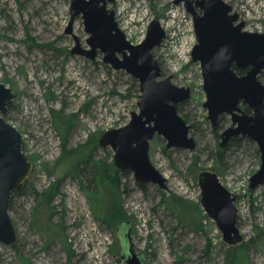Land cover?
Returning a JSON list of instances; mask_svg holds the SVG:
<instances>
[{"label":"rangeland","instance_id":"obj_1","mask_svg":"<svg viewBox=\"0 0 264 264\" xmlns=\"http://www.w3.org/2000/svg\"><path fill=\"white\" fill-rule=\"evenodd\" d=\"M225 1L246 30L264 32V0ZM108 8L134 44L145 38L153 19L159 20L166 35L152 54L161 78L171 76L173 84L191 90L177 106L196 146L167 148L160 135L150 140V161L166 177L167 190L150 182L142 183V189L131 171L119 174L113 150L101 147L99 138L127 124L131 112L138 111V81L104 63L101 53L95 59L69 53L74 45L65 32L69 0H0V81L13 92L4 117L21 133L22 151L33 164L25 180L28 189L15 195L9 208L15 239L10 246L0 242V264H122L116 235L122 220L131 222L133 242L146 264H228L229 245L201 206L197 175L202 170L215 172L236 195V225L241 243L248 245L247 263L264 264V183L249 190L250 176L260 166L259 149L253 140L242 139L228 142L222 157L217 154L219 133L231 120L222 114L215 130L207 118L200 64L191 58L192 16L175 0H115ZM72 29L88 48L80 14ZM260 80L264 83V70ZM60 117L63 134L56 126ZM89 156L101 167V211L93 209L70 167ZM118 175L116 186L111 178ZM57 179L53 199L38 203L36 194ZM170 193L196 205L197 230L167 210L163 198Z\"/></svg>","mask_w":264,"mask_h":264},{"label":"water","instance_id":"obj_2","mask_svg":"<svg viewBox=\"0 0 264 264\" xmlns=\"http://www.w3.org/2000/svg\"><path fill=\"white\" fill-rule=\"evenodd\" d=\"M69 1L71 17L65 32L74 39L69 53L89 59L101 53L104 63L124 70L139 83L138 111L131 112L124 126L106 130L99 145L110 147L115 166L129 169L137 183L150 182L159 190H167L166 177L150 161V140L160 135L167 148L189 150L195 148L196 142L190 135V124L177 109L179 103L189 98L191 90L173 84L171 76L161 78L158 60L152 54V49L166 35L164 29L158 19H153L145 38L134 44L118 27L115 11L108 8L115 0ZM175 3H183L192 16L195 43L191 58L200 64L207 118L216 128L219 116H230V125L219 133V146L225 148L236 136H246L258 146L260 166L249 179V190H253L264 183V83L258 77L264 70V32L244 30V21L237 22L239 14L225 0H175ZM78 14L88 33V48L82 47L73 33L72 24ZM236 69L246 71L238 75ZM12 99V90L0 81V242L9 246L15 239L9 198L33 168L22 151L21 133L4 117ZM241 104L251 112L245 113ZM197 181L201 206L215 221L223 241L228 245L241 243L243 236L236 225V195L213 171H200ZM116 235L122 264H146L142 253L136 250L129 221L118 223Z\"/></svg>","mask_w":264,"mask_h":264},{"label":"trees","instance_id":"obj_3","mask_svg":"<svg viewBox=\"0 0 264 264\" xmlns=\"http://www.w3.org/2000/svg\"><path fill=\"white\" fill-rule=\"evenodd\" d=\"M242 70H239L238 73H241ZM242 108L244 109L245 112L249 113L250 110L249 108H247L246 106H242ZM178 112H180L179 106H177ZM58 122L56 124V126L58 127V130L60 132H62V134L64 133V119L57 118ZM63 122V123H62ZM220 126V119H219V125L215 128V130L219 128ZM242 139H248L245 136H236L233 137L229 143L230 144H237L239 143ZM65 145V142L63 141V146ZM227 148H221V147H217V154L222 157L225 152H226ZM74 164V163H73ZM71 163V168L72 171H74L79 179H80V185L82 187V189L85 191L86 195L88 196L90 202H91V206L93 207V209H96V207L101 211V203H102V198L100 197V193L98 191V183H97V173L98 171H100L101 167L99 165V162L94 161L92 156L83 158L81 160H79L74 166ZM102 172V171H101ZM119 174H128L130 173L129 169H118L117 171ZM76 177V176H75ZM60 180L61 179H57L56 181H54L50 187L40 193L36 194V199L38 201V203L44 202V201H50L53 199L54 195L58 192V187L60 184ZM112 182L117 186L120 185V178L119 175L118 176H113L111 178ZM26 182V181H25ZM23 183L21 185H19V187L17 188V190L10 196L9 198V204H8V209L11 206V202L12 199L15 195L23 193L25 190H27V186L26 183ZM139 186L142 189H145V184H139ZM94 187L95 190H91L90 188ZM31 189V188H30ZM34 191V189H33ZM163 202L167 208L168 211H170L171 213H174L178 216L179 220L181 222H186L189 224H193V226L195 227V229L197 230V210H196V205L193 206V204H190L187 200H184L182 197L176 195L175 193H170L168 196L163 198ZM122 221H128V220H122ZM121 222V221H119ZM118 222V223H119ZM130 222V221H129ZM117 223V225H118ZM116 225V227H117ZM131 225V222H130ZM196 225V226H195ZM132 226V225H131ZM45 234V233H43ZM258 236H261L263 234V232L260 230L257 232ZM236 245V247H235ZM235 245H229L228 249L226 251V261L228 264H248L247 263V249H248V245L247 244H242V243H238ZM205 251L207 252V249H205ZM231 262V263H230Z\"/></svg>","mask_w":264,"mask_h":264},{"label":"flooded vegetation","instance_id":"obj_4","mask_svg":"<svg viewBox=\"0 0 264 264\" xmlns=\"http://www.w3.org/2000/svg\"><path fill=\"white\" fill-rule=\"evenodd\" d=\"M236 23H237V22H236ZM239 70H242V72H241V73H238ZM245 71H246V69H236V72H237L238 75H243V74L245 73ZM261 73H262V72H261ZM261 73H260V74H261ZM258 77H259V79H260V75H259ZM242 106H246V105L241 104L240 107L242 108ZM246 107H247V106H246ZM247 108H248V107H247ZM242 109H243V108H242ZM249 110H250V109H249ZM243 111H244V109H243ZM244 112H245V111H244ZM250 112H251V110H250ZM250 112H249V113H250ZM245 113H247V112H245Z\"/></svg>","mask_w":264,"mask_h":264},{"label":"built area","instance_id":"obj_5","mask_svg":"<svg viewBox=\"0 0 264 264\" xmlns=\"http://www.w3.org/2000/svg\"><path fill=\"white\" fill-rule=\"evenodd\" d=\"M244 29H245V28H244ZM245 30H246V29H245ZM247 31H251V30H247ZM257 31H258V32H262V29L259 28Z\"/></svg>","mask_w":264,"mask_h":264},{"label":"bare ground","instance_id":"obj_6","mask_svg":"<svg viewBox=\"0 0 264 264\" xmlns=\"http://www.w3.org/2000/svg\"><path fill=\"white\" fill-rule=\"evenodd\" d=\"M250 32H253V31H250Z\"/></svg>","mask_w":264,"mask_h":264}]
</instances>
